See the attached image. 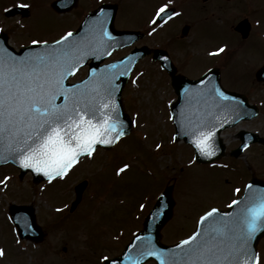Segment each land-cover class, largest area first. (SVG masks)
Instances as JSON below:
<instances>
[{
	"label": "rangeland",
	"instance_id": "1",
	"mask_svg": "<svg viewBox=\"0 0 264 264\" xmlns=\"http://www.w3.org/2000/svg\"><path fill=\"white\" fill-rule=\"evenodd\" d=\"M52 1L0 0V29L15 32L11 35V43L16 46L28 44L33 39H53L75 28L89 10L105 0H80L78 6L66 14L55 12ZM113 1L119 2L121 7L119 27L139 25L137 16L143 11L151 17L163 3L171 2ZM253 3L257 6L258 30L261 31V36L256 37V49L252 54L249 50H240L228 32L227 40L230 44L233 42L234 48L226 43L224 60L228 85L247 92L250 101L260 107V113L223 132L227 152L238 146L242 130L264 136V83L254 79L256 70L264 63V0ZM16 4L30 5V15L8 18L4 12ZM195 10L185 12L195 15ZM128 11L134 15V20L129 22ZM243 12L237 8L230 14L228 11V15L235 19ZM203 37L204 44L196 46L198 56L202 49L211 48L206 41L208 35L203 33ZM198 69L202 71L201 67ZM241 75L248 76L249 81L241 82ZM80 77L81 74L76 75V79ZM174 96L159 65L150 59L144 60L124 89L125 108L134 120L132 132L116 147L99 150L94 157L84 159L58 182L36 184L30 173L20 178L15 166L0 167V180L11 178L6 181V187L0 185V248L6 252L0 257V264H103L102 257H113L124 249L142 227L144 214L159 192L172 183L175 185V215L163 230V241L174 243L189 236L206 211L228 206L239 195L235 190L242 189L253 174L264 178V144L251 145L239 159L227 154L222 164L229 165L228 168L196 163L193 149L183 141L174 140L169 112ZM156 144L162 147L157 149ZM124 163L130 164V168L118 175L117 168ZM83 180H88L83 199L74 211H70L75 198L74 186ZM12 203L34 207L37 220L46 233L42 241L19 240L8 213ZM258 254L260 264H264V238L258 246Z\"/></svg>",
	"mask_w": 264,
	"mask_h": 264
},
{
	"label": "snow or ice",
	"instance_id": "2",
	"mask_svg": "<svg viewBox=\"0 0 264 264\" xmlns=\"http://www.w3.org/2000/svg\"><path fill=\"white\" fill-rule=\"evenodd\" d=\"M167 9V4L161 5L156 16L162 18ZM99 11L106 21L107 13L103 9ZM176 15L179 13L171 12L168 18ZM103 35L111 38L106 29ZM72 36L73 32L68 31L51 42L33 39L31 43L43 45V50L22 57L0 47V142L9 145L10 154L14 153L22 168L43 174L50 183L67 177L82 157H94L97 145L114 144L125 135L126 125L120 119L119 105L112 99L119 90L116 73L98 75L96 69H91L87 79L78 84H65L90 51L85 50L87 46L83 42L71 40ZM226 47L221 45L209 54L222 53ZM114 67L105 66L106 69ZM124 69L122 74L127 75L130 65H124ZM215 91L228 98L219 88ZM58 99L62 102L57 103ZM97 113L103 114L101 120L94 118ZM183 129L184 125L180 124L179 131ZM191 136L200 154L215 155L210 142L212 131L197 129ZM161 147L156 144L157 149ZM129 168L130 164L124 163L117 168V174ZM10 179L5 177L0 185L6 187ZM160 196L163 198L164 193ZM231 203L238 205L242 201ZM243 203L244 208L235 217H227L226 222L222 218L217 226L198 230L180 241L177 248L181 251L169 264H178V261L182 264H260L252 242L264 230V194L249 196ZM218 212L219 209L211 208L199 218V223H207ZM181 245L188 247L181 248ZM5 254V249L0 248V257ZM159 254L160 250L150 249L140 253L141 256Z\"/></svg>",
	"mask_w": 264,
	"mask_h": 264
},
{
	"label": "water",
	"instance_id": "3",
	"mask_svg": "<svg viewBox=\"0 0 264 264\" xmlns=\"http://www.w3.org/2000/svg\"><path fill=\"white\" fill-rule=\"evenodd\" d=\"M77 1L78 0H56L53 2V7L59 12L68 11L77 4ZM117 7V4H103L97 9L89 12L80 26L72 31L73 36L70 39L83 42L87 46L85 49L86 51L90 49L89 54L85 56L84 61L78 66V69L91 60L89 63L90 68L88 76L90 75L91 69H96L98 75L110 72L116 73L117 78L115 83L119 85V90L115 93V96L112 99L119 105L120 119L126 125L124 128V136H126L131 131L132 120L129 114L125 112L123 106V88L136 63L150 51L147 47L137 48L132 53L116 61L101 64V62L115 49L128 46L142 36L138 31L118 30L115 28ZM100 9H103L104 13H107L106 21L102 19L103 14L99 11ZM18 11L26 10H21L19 8L11 9L8 11V14H15ZM165 15H167L166 12L162 14V18H164ZM158 18L161 19L160 17ZM105 29L111 34V38L103 35V30ZM243 29H246V25L241 23L237 27V30L244 31ZM0 42H2L0 43V47L7 49V52L16 57H22L31 52L41 51L44 47L43 45L32 44L16 50L8 43L6 34L0 36ZM93 52H95V55L92 54ZM160 52L161 51L159 50H154V57L156 59H162L163 66L169 69V73L172 76L173 86L178 94V99L172 106V116L176 131L175 139L178 141L183 139L185 142L192 145L195 150V158L199 163L220 159L225 154V144L221 137V132L228 127L234 126L242 119H250L256 116L259 112L258 107L249 103V99L245 94L230 91L221 87L220 76L218 75L219 71L217 69L210 70L199 80H189L176 74L175 66L171 61L164 60L163 56L160 55ZM106 65H115V67L112 69H106ZM124 65H130V70L127 75L122 74L125 70ZM213 73H216L217 77L215 76L214 78V86H210L208 85L210 79L209 76ZM72 75L68 77L65 84H78L80 82L69 83V78ZM256 75L259 81H264V66L257 71ZM88 76L84 79H87ZM216 88H219V90L228 98L225 99L224 97L219 96L215 91ZM61 102L62 99L57 100V103ZM94 118L96 120H101L103 114L97 113ZM180 124L184 125L183 131H179ZM197 129L202 132H213L210 142L212 150L215 151V155L200 154L197 151L192 142L191 136V133ZM241 137L242 144L239 148L233 151L235 156H238L245 149V145L248 146L251 142L259 139L257 134L245 130L241 132ZM116 143L111 145H97V147L112 148ZM8 149L9 145L0 142V156L5 157V159H0V166L12 163L20 169L21 177H24L26 173L31 172L35 183L48 180L43 174H36L31 169L22 168V166L16 162L14 153L10 154ZM86 185L87 181H83L75 187L77 198L73 202L72 210L81 201ZM249 185H251V188H248ZM172 188V186L167 187L163 192V198H161V196L158 197L155 205L144 221L143 228L134 235L122 253L113 258H108L104 261V264H146L149 261H155L156 264H169V261L175 257L177 253H180L181 250L180 248H177V245H179L182 240L174 244H165L162 241V229L173 215L174 200L172 197ZM261 194H264V180L253 178L245 187L242 196L237 199L242 201L241 204L232 205L228 210H219V212L214 214L207 223H198L194 232L215 227L217 226V222L222 218L225 219L226 222L227 217H235L237 213L244 208L245 205L243 201H245L247 197H256ZM10 215L22 238H31L36 241H40L43 238V231L37 224L33 207L12 204L10 206ZM263 236L264 230L259 232L256 239L252 242V248L256 253L259 240ZM187 247L188 246L181 245V248ZM146 249L152 251L160 250V254L141 256L140 253L144 252ZM178 264H182V262L178 261Z\"/></svg>",
	"mask_w": 264,
	"mask_h": 264
},
{
	"label": "flooded vegetation",
	"instance_id": "4",
	"mask_svg": "<svg viewBox=\"0 0 264 264\" xmlns=\"http://www.w3.org/2000/svg\"><path fill=\"white\" fill-rule=\"evenodd\" d=\"M253 1L254 0H171V2L169 1L168 3L163 4H167L168 9H172V12L179 13V15L172 16L171 19L166 18L162 21H157V11L154 12L151 17H148L143 11L140 16H137L139 17V25H125L119 27L118 22L121 12L119 2L105 0L103 2H112L119 5L116 17L117 28L139 30V33L142 34V37L135 41L132 45L116 50L113 55L124 52L122 55L115 57L119 58L141 46H147L151 50L159 49V51H161L160 55L163 56V59H171L176 68L177 74H180L181 76L190 80H197L201 78L208 70L217 69L219 71L218 75L220 76V83L223 88L248 95L247 92L238 90L236 87H230V85L227 83L228 76L225 73L226 67L224 60L226 48L224 52L216 55H210L209 53L221 45H227L228 43L230 44L227 38L228 32H231L234 37L232 38L233 42L238 44L240 50H249L250 52L248 53L252 54V50H255L257 47V38L258 36H261V31L258 30L260 27V18L256 14L257 6H255ZM193 8L196 9L194 11L195 15H187V10ZM237 8H240L245 12L235 16V19H231L228 15V11L230 14L232 9ZM126 16L128 22L129 20H134V15L131 11H128ZM153 20L156 22L153 23ZM241 23L246 25V29H243L244 31L237 30V27ZM153 29H155V31H153ZM4 31L7 32L10 37L15 33H12L6 29ZM203 33L208 35L209 38L207 37L208 40L206 41L209 43L208 45L211 48L206 51H203L202 49L201 55L198 56L195 53V50L197 44H204L205 36L203 37ZM233 42L230 44L231 48H234ZM238 42L246 45V47L242 48ZM153 53L154 52H151L139 63L148 59L156 62L159 65L160 70L165 75V79L167 80L169 86L172 88V91L175 95L174 98H176L177 95L175 93V89L172 86V79L169 72L162 67L161 61L154 60ZM198 67L199 69L201 67L202 71H200L201 69H198L199 71H197ZM87 71L88 66L82 67L78 72V74H81L82 77L78 79L83 78ZM214 75L217 77V74H213L208 81V85L210 86H214ZM254 79L256 81V72L254 74ZM74 80H76V77ZM239 80L241 82H248L249 77L241 75ZM231 151L232 149H230L227 154L231 155ZM148 211L144 215H146Z\"/></svg>",
	"mask_w": 264,
	"mask_h": 264
},
{
	"label": "bare ground",
	"instance_id": "5",
	"mask_svg": "<svg viewBox=\"0 0 264 264\" xmlns=\"http://www.w3.org/2000/svg\"><path fill=\"white\" fill-rule=\"evenodd\" d=\"M224 136V135H223Z\"/></svg>",
	"mask_w": 264,
	"mask_h": 264
}]
</instances>
